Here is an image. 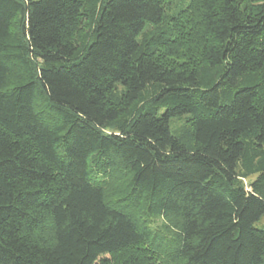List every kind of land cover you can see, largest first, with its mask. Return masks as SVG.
I'll list each match as a JSON object with an SVG mask.
<instances>
[{
	"label": "trees",
	"instance_id": "16d2710c",
	"mask_svg": "<svg viewBox=\"0 0 264 264\" xmlns=\"http://www.w3.org/2000/svg\"><path fill=\"white\" fill-rule=\"evenodd\" d=\"M0 264H264V0H0Z\"/></svg>",
	"mask_w": 264,
	"mask_h": 264
},
{
	"label": "rangeland",
	"instance_id": "374dc122",
	"mask_svg": "<svg viewBox=\"0 0 264 264\" xmlns=\"http://www.w3.org/2000/svg\"><path fill=\"white\" fill-rule=\"evenodd\" d=\"M179 122L180 121H178V120H174L173 122H172V127L173 128H176L177 126H178V124H179ZM252 179H250L249 181H251ZM262 223V222H261ZM164 225H167V223H166V221L164 220V219H162V218H157V219H154L153 220V222H152V227H154V228H160L161 226H164ZM44 238L45 237H48V230H46V229H44L43 231H42V234H41ZM140 249L141 248H134L133 249V253H139V251H140ZM143 255V254H142Z\"/></svg>",
	"mask_w": 264,
	"mask_h": 264
}]
</instances>
